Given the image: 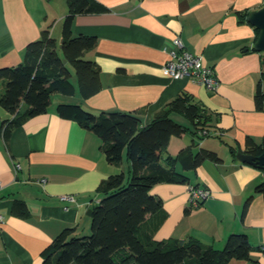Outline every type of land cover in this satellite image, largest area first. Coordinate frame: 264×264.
I'll return each instance as SVG.
<instances>
[{"label": "crops", "instance_id": "obj_1", "mask_svg": "<svg viewBox=\"0 0 264 264\" xmlns=\"http://www.w3.org/2000/svg\"><path fill=\"white\" fill-rule=\"evenodd\" d=\"M95 1L107 10L76 14L72 32L96 37L94 49L84 57L99 68L100 90L82 98L72 75V95L53 93L45 112L10 129L4 121L12 115L0 106V264H42L41 252L63 230L88 234L87 209L100 199L98 185L111 174L128 173L125 152L118 165L109 163L101 139L75 119L60 117L58 103H79L94 114L138 112L146 125L183 91L205 109L206 126L217 134L201 141L188 130L171 137L161 163L187 146L193 152L200 146L215 151L221 161L205 160L188 171L176 164L187 182H162L150 189L166 213L153 238H192L220 249L229 234L244 233L250 258H233L227 264H264V200L255 192L264 171L239 162L229 150L233 145L244 151L247 137L256 144L264 140V109H257L254 100L257 84L262 83V54L253 49L255 28L237 16L239 11L260 8L264 0ZM66 13V0H0V68L21 63L27 43L44 29L59 44ZM174 37L214 68L219 79L215 91L165 71ZM3 92L0 80V95ZM26 108L22 103L20 112ZM173 116L191 126L184 115L172 112ZM13 163L19 164L16 173ZM189 185L207 188L210 197L192 206ZM16 200L25 202V217L13 214Z\"/></svg>", "mask_w": 264, "mask_h": 264}, {"label": "trees", "instance_id": "obj_2", "mask_svg": "<svg viewBox=\"0 0 264 264\" xmlns=\"http://www.w3.org/2000/svg\"><path fill=\"white\" fill-rule=\"evenodd\" d=\"M66 1L61 47L44 29L39 38L27 43L21 63L0 68V80L4 81L0 106L12 115L4 121L7 129L45 112L53 93L72 95L73 74L82 98L101 88L98 66L84 57L94 49L96 37L74 35L72 23L76 14L106 11L107 7L95 0ZM247 15V11L237 12L240 21H246ZM255 32L256 38V28ZM254 100L257 109H264L262 83L257 84ZM22 103L27 105L24 112H20ZM56 111L60 117L75 119L94 132L102 141L101 149L109 163L118 165L125 152L129 169L128 173L109 175L98 185L100 199L87 209L89 233L75 236L72 229L63 230L41 252L42 264H227L233 258H250L251 245L244 233L229 234L220 249L192 238H153L166 213L161 199L151 194L150 189L162 182H187V176L175 170L176 164L188 171L205 160L221 161L215 151L200 146L193 152L192 146H187L174 156L166 155L164 164L161 163L171 137H179L187 130L197 141L206 137L200 132L209 130L208 115L192 94L185 91L178 94L146 125H142L138 112L112 110L94 114L79 103H58ZM172 112L184 115L191 126L174 121ZM263 145L264 140L256 144L247 137L246 148L240 151L259 154ZM229 150L235 156L239 149L232 145ZM255 192L264 200V181L256 185ZM250 199L245 200L243 212ZM12 211L25 217V202L16 200Z\"/></svg>", "mask_w": 264, "mask_h": 264}, {"label": "built area", "instance_id": "obj_3", "mask_svg": "<svg viewBox=\"0 0 264 264\" xmlns=\"http://www.w3.org/2000/svg\"><path fill=\"white\" fill-rule=\"evenodd\" d=\"M171 44L172 48L169 52L170 57L163 65L165 71L175 78L188 77L207 89L215 91L219 84V79L214 68L206 65L196 54L188 52L179 37H174ZM200 133L205 136L217 134L216 131L214 132L211 130H203ZM13 166L16 173L19 164L13 163ZM42 181L44 180L42 179ZM1 187L2 184L0 181V188ZM187 191L192 206H199L210 197V191L205 187L189 185ZM61 198L65 200H73L71 195H62ZM2 223L3 216L0 214V228ZM260 249L264 252V246Z\"/></svg>", "mask_w": 264, "mask_h": 264}, {"label": "water", "instance_id": "obj_4", "mask_svg": "<svg viewBox=\"0 0 264 264\" xmlns=\"http://www.w3.org/2000/svg\"><path fill=\"white\" fill-rule=\"evenodd\" d=\"M246 20L258 30L253 43V49L262 54V84L264 89V5L249 12ZM60 42L61 39L59 41V48L61 47ZM62 62L66 63V60L62 59ZM235 158L241 163L250 164L264 171V150L259 154L244 153L240 150H236Z\"/></svg>", "mask_w": 264, "mask_h": 264}, {"label": "rangeland", "instance_id": "obj_5", "mask_svg": "<svg viewBox=\"0 0 264 264\" xmlns=\"http://www.w3.org/2000/svg\"><path fill=\"white\" fill-rule=\"evenodd\" d=\"M73 76H74V74H73ZM75 77V76H74ZM75 80H76V78H75ZM174 121H176V122H179L180 123V118L178 117V116H173V117H171ZM208 137V136H207ZM126 155V154H125ZM90 226V225H89Z\"/></svg>", "mask_w": 264, "mask_h": 264}]
</instances>
